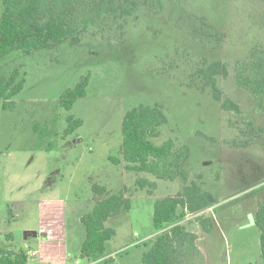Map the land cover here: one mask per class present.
Masks as SVG:
<instances>
[{
    "label": "rangeland",
    "instance_id": "374dc122",
    "mask_svg": "<svg viewBox=\"0 0 264 264\" xmlns=\"http://www.w3.org/2000/svg\"><path fill=\"white\" fill-rule=\"evenodd\" d=\"M161 3L141 8L110 38L84 32L76 41L18 49L0 59V78L16 72L23 80L7 108L0 99V240L12 232L6 247L27 250L24 231H37L28 242L39 253L29 264H91L79 257L82 217L96 197L107 196L96 194L94 185L110 194L128 187L131 197V209L109 222L116 235L106 244L109 261L100 264H144L158 233L156 202L194 181L215 203L201 212L212 219L210 232L195 214L176 222L198 236L201 256L191 253L189 263L264 264L255 224L264 201V112L233 78V64L248 47L264 48V0ZM177 10L185 20L202 17L215 31V44L191 36L188 23L175 19ZM218 60L228 67V75L219 76L223 96L238 102L241 114L224 110L212 88L193 75L195 65ZM82 81L85 96L67 110L62 92ZM140 105L158 106L167 118L153 142L172 138L187 146L186 178L159 179L109 160L119 155L126 113ZM69 116L82 123L65 135ZM139 178L155 184L138 186Z\"/></svg>",
    "mask_w": 264,
    "mask_h": 264
},
{
    "label": "trees",
    "instance_id": "16d2710c",
    "mask_svg": "<svg viewBox=\"0 0 264 264\" xmlns=\"http://www.w3.org/2000/svg\"><path fill=\"white\" fill-rule=\"evenodd\" d=\"M161 6V0H0V59L18 49L29 52L68 39L76 41L84 32L110 38L116 33L121 34L127 20L136 16L141 8ZM180 13L181 10L175 11V19L188 23L191 36L209 45L215 44L210 34V31H215L203 22L202 17L188 15L190 19L185 20ZM250 47L234 62L233 78L238 86L254 97L256 111L263 113L264 48L258 50ZM195 66L193 75L201 80V85L212 88L214 98L221 102L222 108L229 113L241 114L242 106L233 98L224 97L221 90L219 78L228 75L227 65L218 60ZM85 86L86 82L82 81L75 88L62 92L60 101L67 110H71L85 96ZM22 88L23 80H18L16 72L0 78V99L5 108ZM67 119L65 135L71 134L82 123L73 116ZM166 120L158 106L140 105L128 111L122 122L119 155H110L109 160L115 165L124 164L128 171L147 172L159 179L186 178L183 167L188 157L187 146L177 144L172 138L161 144L152 141V138L160 135ZM52 147L50 144L48 149L52 150ZM136 184L153 187L155 183L139 178ZM93 189L96 194L107 196L96 197L94 208L82 217L86 235L79 257L85 262L100 264L109 261L106 244L116 235L115 227L109 222L117 220L131 209V197L127 194L128 187L114 194L101 185H94ZM214 203V196L195 181L186 185L182 192L158 200L153 216V225L158 233L150 239L151 246L142 255L143 263L190 264L188 256L191 253L201 256L198 236L176 222L188 214H195L202 228L210 232L213 228L212 219L201 212ZM255 224L261 231V257L264 260V201L257 208ZM168 225L173 226L164 230ZM14 239L13 233L8 232L5 240H0V264H29L25 248L12 250L6 247L5 243ZM177 239L183 243L179 248Z\"/></svg>",
    "mask_w": 264,
    "mask_h": 264
},
{
    "label": "water",
    "instance_id": "95a60500",
    "mask_svg": "<svg viewBox=\"0 0 264 264\" xmlns=\"http://www.w3.org/2000/svg\"><path fill=\"white\" fill-rule=\"evenodd\" d=\"M38 235V232L37 231H35V230H26V231H24V239H28L29 237H32V236H37ZM182 241H181V239H177V247L179 248V247H181L182 246Z\"/></svg>",
    "mask_w": 264,
    "mask_h": 264
},
{
    "label": "built area",
    "instance_id": "2783aa9c",
    "mask_svg": "<svg viewBox=\"0 0 264 264\" xmlns=\"http://www.w3.org/2000/svg\"><path fill=\"white\" fill-rule=\"evenodd\" d=\"M37 254H38V252H37L36 249H31V248H29V249L27 250V257H28V260H29V261L34 260L35 257L37 256Z\"/></svg>",
    "mask_w": 264,
    "mask_h": 264
},
{
    "label": "crops",
    "instance_id": "0c3cea01",
    "mask_svg": "<svg viewBox=\"0 0 264 264\" xmlns=\"http://www.w3.org/2000/svg\"><path fill=\"white\" fill-rule=\"evenodd\" d=\"M10 233H12V232H10ZM23 243H24L25 246H27V250H28L29 248H31V246H32L31 243H29L28 241H26V242L24 241ZM29 245H30V247L28 248ZM31 249H36L37 252L39 253V250H38L37 248H31ZM36 257H37V256H36ZM36 257H35V259H36ZM35 259H34V260H35ZM32 261H33V260H32Z\"/></svg>",
    "mask_w": 264,
    "mask_h": 264
}]
</instances>
